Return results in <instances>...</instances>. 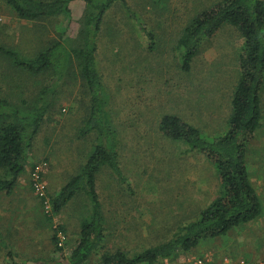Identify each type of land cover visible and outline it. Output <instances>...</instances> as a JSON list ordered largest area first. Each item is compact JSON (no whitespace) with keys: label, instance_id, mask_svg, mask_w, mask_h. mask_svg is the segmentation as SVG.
<instances>
[{"label":"rangeland","instance_id":"rangeland-1","mask_svg":"<svg viewBox=\"0 0 264 264\" xmlns=\"http://www.w3.org/2000/svg\"><path fill=\"white\" fill-rule=\"evenodd\" d=\"M219 1L126 0L128 11L112 4L103 17L95 51L104 116L99 128L87 131L90 101L73 51L81 46L88 4L75 2L69 14L26 21L0 0V48L32 59L56 46L51 66L36 75L0 54V101L7 105L0 114L8 118L6 122L31 123L36 110L46 108L17 185L9 196L0 193V264L59 260L51 242L57 226L64 229L59 234L63 256L70 255L80 224L92 213L90 198L78 192L48 222L50 206L46 208L34 192L33 169L39 168L46 196L54 197L81 173L95 147H109L112 139L117 143L120 175L107 164L95 175L104 231L100 253L120 250L130 257L138 255L198 220L219 196L220 183L207 159L189 152L183 142L164 138L157 129L164 115L179 117L208 140L227 128L241 38L232 27H222L198 48L188 72L181 70L177 46L187 23ZM101 127L110 136H100ZM245 159L262 217L222 238L201 242L172 263L160 264L264 262V113ZM98 256L85 264H99Z\"/></svg>","mask_w":264,"mask_h":264},{"label":"trees","instance_id":"trees-1","mask_svg":"<svg viewBox=\"0 0 264 264\" xmlns=\"http://www.w3.org/2000/svg\"><path fill=\"white\" fill-rule=\"evenodd\" d=\"M75 2L88 4L90 8L80 31L81 46L79 50L73 51L79 60L80 76L88 90L90 117L85 130L89 131L99 128L104 116L99 97L100 82L95 68L96 38L109 7L119 3L128 11L126 0H4L5 5L18 19L26 21L69 14V6ZM224 26L232 27L242 40L238 57V78L231 94L225 132L211 140L204 139L197 128L175 115L162 116L157 128L164 138L183 142L189 152L202 154L207 159L220 183L219 196L199 213L198 220L179 227L171 238L145 249L138 255L130 257L120 250L100 253L104 231L95 191V175L104 164L120 175L115 152L117 143L112 139L109 147H95L81 173L70 178L54 197H47L50 211L47 212L46 220L50 223L53 215L59 214L80 191L87 194L92 206L89 220L80 224L78 243L68 257L63 256L58 237L59 234H64V229L57 226L53 230L51 242L60 258L51 264H85L98 253L99 264L172 263L180 255L195 249L201 242L224 236L232 228L252 222L261 215L262 206L246 170L245 153L261 119L260 94L264 86V0H221L201 11L183 28L177 41L178 56L181 70L188 72L198 48L212 39ZM146 36L152 41L151 34L147 33ZM55 47L46 48L32 59H21L16 52L2 48L0 54H4L15 67L36 75L51 66ZM6 106L0 101V109H5ZM45 109L36 110L39 113L31 123H18L16 120L6 122L8 118L0 114V170L3 171L0 176V193L6 196L12 193L23 172L26 155ZM99 134L102 137L110 136V132L102 127Z\"/></svg>","mask_w":264,"mask_h":264},{"label":"built area","instance_id":"built-area-1","mask_svg":"<svg viewBox=\"0 0 264 264\" xmlns=\"http://www.w3.org/2000/svg\"><path fill=\"white\" fill-rule=\"evenodd\" d=\"M32 176H33L32 187L34 189V192L36 193V195L41 200H43L44 206H46V208L49 209V205H48L49 203H48L47 196H46L45 186L39 180L40 174H39V168L38 167L33 169ZM60 242H61V239H60ZM194 264H208V263L198 260ZM222 264H264V262H244V261H240V262H236V263H231V262L225 261Z\"/></svg>","mask_w":264,"mask_h":264},{"label":"crops","instance_id":"crops-1","mask_svg":"<svg viewBox=\"0 0 264 264\" xmlns=\"http://www.w3.org/2000/svg\"><path fill=\"white\" fill-rule=\"evenodd\" d=\"M263 89H264V86H263ZM260 110H261V119H260V123H259V128L258 129H261V127H262V118H263V113H264V90L261 92V94H260ZM258 129H257V131H258ZM256 131V132H257ZM255 132V133H256ZM246 150H247V148H246ZM196 154V153H195ZM245 158H246V153H245ZM247 165V163H246V159H245V166ZM246 170H247V166H246ZM247 172H248V170H247ZM248 175H249V173H248ZM218 180V179H217ZM262 206V205H261ZM262 212H263V207H262ZM262 214L263 213H261V215L257 218V219H255V220H253L252 222H254V221H256V220H258V219H260L261 217H262ZM249 223H251V222H249ZM248 224V223H247ZM245 225V224H244ZM243 226V225H242ZM239 227V226H238ZM235 228H237V227H235ZM235 228H232V229H235ZM231 229V230H232ZM230 230V231H231ZM229 232V231H228ZM223 236H221V237H218V238H222ZM218 238H214V239H218ZM222 259V258H221ZM220 259V260H221ZM223 260L224 259H222V261L221 262H219V263H222L223 262ZM219 263H216V264H219Z\"/></svg>","mask_w":264,"mask_h":264}]
</instances>
